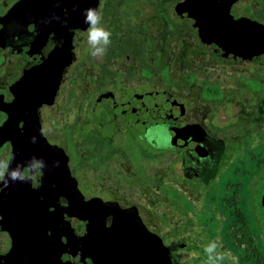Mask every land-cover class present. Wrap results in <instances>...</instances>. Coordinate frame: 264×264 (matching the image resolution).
Listing matches in <instances>:
<instances>
[{
	"label": "flooded vegetation",
	"instance_id": "af4514ba",
	"mask_svg": "<svg viewBox=\"0 0 264 264\" xmlns=\"http://www.w3.org/2000/svg\"><path fill=\"white\" fill-rule=\"evenodd\" d=\"M51 1L45 6L40 0H0V100L12 103L13 85L30 70L36 71L32 83L48 84L45 64L62 44V33L73 28L74 60L58 90V120H46L43 113L39 117L47 141L69 156L81 191L78 172L136 158L137 170L148 173L151 158L170 154L157 184L177 193L178 251L169 246L173 263L264 264V49L258 45L251 54L239 46L217 56L188 20L174 15L180 0ZM209 5L212 12L227 11L236 30L240 22H245L241 31L246 24L264 27V0H209ZM91 6L96 22L87 25L85 10ZM96 30L111 34L92 40ZM72 98L80 111L74 124ZM8 118L0 109V126ZM109 125L113 131L102 133ZM133 137L148 143L149 150H129ZM158 139H164V148ZM12 150L11 140L0 147L2 179ZM42 174L40 167L31 174V188L40 185ZM89 193L84 194L93 197ZM103 201L138 207L155 231L138 205ZM16 219L24 232L39 229L29 216ZM105 220L109 229L114 217ZM72 226L80 236L87 229L77 218ZM12 243L10 231L0 229L1 264H81L85 252H12ZM119 250L101 249L96 260H142L140 251Z\"/></svg>",
	"mask_w": 264,
	"mask_h": 264
},
{
	"label": "water",
	"instance_id": "95a60500",
	"mask_svg": "<svg viewBox=\"0 0 264 264\" xmlns=\"http://www.w3.org/2000/svg\"><path fill=\"white\" fill-rule=\"evenodd\" d=\"M40 1L47 6L51 0ZM197 1L180 0L173 8L174 15L188 20L204 45L217 56L223 57L225 50H237L239 46L251 54L258 45L264 49V27L246 24V31H241L245 22H240L236 30L232 20L228 23L227 11L212 12L209 0H199L202 4L198 5ZM89 9L93 10L92 14L96 11L94 6ZM90 22L88 20L87 25ZM62 34V44L55 47L53 56L45 64V69L47 66L50 68L49 83L44 86L32 83L36 71L30 70L13 85L14 101L5 104L0 100V109L9 114L8 120L0 126V147L6 140L13 144L8 170L0 182V203H3L0 205V229L11 233L13 243L10 251H85L81 264H99L97 251L126 249L142 253V260L134 264H174L171 248L160 234L146 226L138 207H125L118 201L105 202L85 196L72 174L66 151L50 144L42 133L39 114L43 113L46 120H58V90L74 60L73 28ZM40 163L43 171L40 185L31 188L30 176ZM13 172L17 176L24 175L25 180H11ZM5 180L7 187L3 186ZM62 197L67 204H52ZM19 201L23 203L16 205ZM12 211L14 213H10ZM16 215L29 216L38 222L39 229L33 233L20 230L21 221L15 220ZM108 216L114 220L106 229L105 218ZM73 218L86 223L83 236L76 234ZM8 258L9 255L6 256Z\"/></svg>",
	"mask_w": 264,
	"mask_h": 264
},
{
	"label": "rangeland",
	"instance_id": "374dc122",
	"mask_svg": "<svg viewBox=\"0 0 264 264\" xmlns=\"http://www.w3.org/2000/svg\"><path fill=\"white\" fill-rule=\"evenodd\" d=\"M78 65L79 61L75 65L76 71L71 74L73 77L77 75ZM70 87H72L71 83ZM72 102L70 123L74 124L79 121L80 111L77 110L78 106H76L75 99ZM100 111L102 114L104 113V111ZM112 131L113 127L110 125L101 129V132L106 135ZM54 135H59L57 129L54 130ZM131 139L133 142H131L132 146L129 150L138 151L141 148L149 150L148 143L136 137ZM156 144L159 147H165L164 139H158ZM150 149L151 154L157 153L151 146ZM170 158V154H166L162 158H151L147 166L148 173L145 170H137L138 159L131 158L128 162L122 163L123 161L119 158L114 162H109L108 166L101 171L86 169L83 172H78V178L81 181L83 192L85 194L90 192L89 196L103 200L117 199L124 203L138 205L144 218L150 222L151 228L166 236V244L171 246L174 251H178L176 243L179 238L176 234L175 207L177 193L170 188L163 187L164 189H159L157 184L160 181L159 175L165 174L164 166L169 163ZM170 173V170H168V174ZM168 178L170 177L168 176ZM84 188H88L89 191Z\"/></svg>",
	"mask_w": 264,
	"mask_h": 264
},
{
	"label": "clouds",
	"instance_id": "9594fccd",
	"mask_svg": "<svg viewBox=\"0 0 264 264\" xmlns=\"http://www.w3.org/2000/svg\"><path fill=\"white\" fill-rule=\"evenodd\" d=\"M92 9H87L85 10V13H87V17L85 19V22H87L88 20H91L93 23L96 22V17L92 15ZM111 34L110 32H105V31H99V30H96V31H92L91 33V39L92 40H100L101 38H104L106 35H109ZM91 55L95 56V53H91ZM33 142H34V138H33ZM42 167V164L40 163V168ZM17 169H19V166L17 167ZM0 179H2V176H0ZM11 180L15 181V180H25V176L24 175H20V176H17V173L16 172H13L11 177H10ZM4 187H7L8 184H7V181L5 180L4 182ZM2 190V189H0Z\"/></svg>",
	"mask_w": 264,
	"mask_h": 264
}]
</instances>
